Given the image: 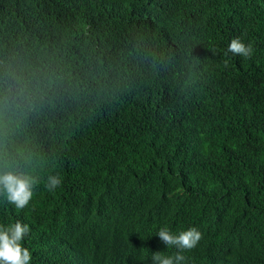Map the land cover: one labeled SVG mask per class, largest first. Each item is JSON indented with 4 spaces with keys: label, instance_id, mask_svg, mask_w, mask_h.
I'll use <instances>...</instances> for the list:
<instances>
[{
    "label": "trees",
    "instance_id": "1",
    "mask_svg": "<svg viewBox=\"0 0 264 264\" xmlns=\"http://www.w3.org/2000/svg\"><path fill=\"white\" fill-rule=\"evenodd\" d=\"M6 171L29 264H264V0H0Z\"/></svg>",
    "mask_w": 264,
    "mask_h": 264
},
{
    "label": "clouds",
    "instance_id": "2",
    "mask_svg": "<svg viewBox=\"0 0 264 264\" xmlns=\"http://www.w3.org/2000/svg\"><path fill=\"white\" fill-rule=\"evenodd\" d=\"M228 52L233 55L250 57L253 53L251 44L245 45L239 38H234L228 45ZM38 179L13 171L0 173V195L7 203L17 209L26 207L33 197L34 186ZM61 184L57 175H49L45 187L52 191ZM29 232L27 224L17 221L8 226L0 225V264H29L31 253L21 246V241ZM166 246H175L179 250H191L196 247L202 234L195 228L181 231L178 235L172 234L168 228H161L156 234ZM185 257L177 252L174 255H162L161 252L152 253L151 264H183Z\"/></svg>",
    "mask_w": 264,
    "mask_h": 264
}]
</instances>
